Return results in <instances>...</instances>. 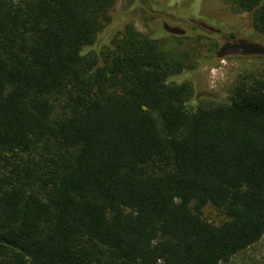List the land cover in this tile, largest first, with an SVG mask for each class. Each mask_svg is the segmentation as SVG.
<instances>
[{"label": "trees", "instance_id": "trees-1", "mask_svg": "<svg viewBox=\"0 0 264 264\" xmlns=\"http://www.w3.org/2000/svg\"><path fill=\"white\" fill-rule=\"evenodd\" d=\"M225 1L253 26L217 57L263 51L264 0ZM116 2L0 0V264H220L264 235V76L196 102Z\"/></svg>", "mask_w": 264, "mask_h": 264}, {"label": "rangeland", "instance_id": "rangeland-1", "mask_svg": "<svg viewBox=\"0 0 264 264\" xmlns=\"http://www.w3.org/2000/svg\"><path fill=\"white\" fill-rule=\"evenodd\" d=\"M168 1L117 0L111 24L115 27L122 16H126L138 30L157 37L161 48L192 75L188 80L192 85L191 97L196 102L211 104L228 99L246 76H264V31H256L257 36L249 40L263 51L244 53L243 47L233 42L220 57H217L220 51L217 40L211 35V32H220L227 36L234 32L240 37L237 39H245L253 26L249 12L237 11L225 0H200L196 15L192 0H174V5H169ZM156 3L162 5V10H153ZM173 10L178 16L170 13ZM204 215L215 222L225 219L223 211L211 204L205 206ZM220 264H264V235Z\"/></svg>", "mask_w": 264, "mask_h": 264}]
</instances>
